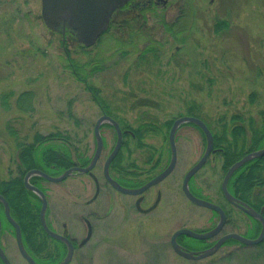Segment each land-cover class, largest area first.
<instances>
[{"label":"rangeland","instance_id":"374dc122","mask_svg":"<svg viewBox=\"0 0 264 264\" xmlns=\"http://www.w3.org/2000/svg\"><path fill=\"white\" fill-rule=\"evenodd\" d=\"M191 5L185 3L173 22L170 17L125 18L100 35L95 45L84 48L73 38L63 43L60 33L44 25L40 0H0V180L16 176L17 144H31L36 134L59 133L62 139L54 143L60 142L62 152L67 147L73 159L93 155L92 130L101 111L81 79L99 89L114 119L132 128L143 123L151 128L142 138L144 147L137 146L134 138L125 139L120 153L124 158L132 155L139 161V155H162L166 163L170 130L166 124L185 116L192 104L199 106V115L216 131L237 123L233 116L241 117L249 137L248 120L258 123L264 109V0H213L212 4L193 0ZM72 63L78 74L73 73ZM24 91L32 94L19 105ZM252 94L256 96L250 102ZM100 133L105 145L99 171L116 141L113 127L102 126ZM202 134L191 124L176 131L174 174L160 184V205L148 217L135 210L133 197L104 185L93 201V183L86 175L63 182L44 180L47 217L58 231L64 222L79 242L87 234L82 217L92 227L90 240L69 264H264V247L239 242L223 244L201 260L183 259L172 251L174 231L187 228L203 233L218 221L217 215L192 204L180 189L185 173L204 152ZM214 155L192 177L190 189L229 213L216 237L231 232L243 235L252 222L222 198L223 159ZM2 225L0 245L8 261L27 264L17 250L13 230L4 219Z\"/></svg>","mask_w":264,"mask_h":264},{"label":"trees","instance_id":"16d2710c","mask_svg":"<svg viewBox=\"0 0 264 264\" xmlns=\"http://www.w3.org/2000/svg\"><path fill=\"white\" fill-rule=\"evenodd\" d=\"M219 26L217 25V28ZM81 47V46H80ZM74 74H78V69L75 67L74 63L71 64ZM77 79H81V76H77ZM85 84V90H87L91 94L92 100L96 105H99L103 108L104 101L99 94V89L93 86L90 83H87L85 79H81ZM32 93L29 91H24L18 98L17 103L22 105L21 102L26 101ZM255 94H252L250 99L254 101ZM7 95L2 96V104H7ZM21 107V106H20ZM200 110L199 106L196 104H192L188 107L185 116L196 117L203 121V123L207 126L210 135L213 137L214 148L221 149V151H217V154L222 156L223 159V169L226 171L233 163L241 159L244 155L249 152L259 150L264 147V109L259 111L258 115V123L254 124V120L250 118L248 120L247 127L249 128L250 135L247 136L246 127L242 125V118L239 116H233L231 120L234 125L231 128L226 127V125H222L219 131L213 128V126L208 124L203 116L199 115ZM117 121V120H116ZM174 120H170L167 122L166 127L169 129ZM239 121V122H238ZM122 129H129L134 136V139L137 142V146L144 147L142 143V138L146 133H148L151 128H148L146 124H140L135 128L124 125L120 120L117 121ZM199 129V128H198ZM153 130V129H152ZM155 130V129H154ZM200 131V130H199ZM201 132V131H200ZM203 135V134H202ZM168 136V135H167ZM204 137V136H203ZM126 138H132L130 134H125L122 142L121 150L124 146H126ZM168 138V137H167ZM62 139L59 133L49 134L47 136H41L36 134L32 143L30 144H17L19 148V158H20V168L22 171L19 176H14L9 178L8 180H0V195L5 198L10 207L11 216L15 219V221L19 225V229L21 230L22 242L26 251L33 257L38 263V260H41L42 264H57L62 260L64 256V251H60L59 249H54V245L52 248H48L49 245L47 243L50 236H48L43 228H41V224L39 222V209H40V200L34 193L27 190L22 183L23 175L26 171L30 169H37L43 171L51 176H57L63 170L68 167L69 163L72 162V157L70 155V150L65 147L63 148V152L61 150L62 145L59 143H54L55 140ZM205 140V139H204ZM62 143V142H61ZM170 155V149H169ZM89 157L83 156L78 160L83 163H87L89 161ZM124 158L121 155L116 156V158L112 161V166L115 164L120 167V163H123ZM133 167V166H131ZM35 179H42L41 177H34ZM23 186V187H22ZM228 191L245 202H247L250 207H253L257 211L262 210V217H264V155L258 158H254L247 163L243 164L240 169H237L227 184ZM259 188V193L254 195V199L250 197L252 189ZM18 189H20L19 193ZM20 194V196H19ZM2 204L0 203V219H1V233L3 229L2 221L4 219L5 223L10 227L13 232V226L5 219V215L2 209ZM19 208L20 215H17V209ZM215 215L216 213L213 212ZM226 217L228 219L229 213L225 211ZM245 215V213H244ZM252 222V225L249 227L247 232L243 234L245 238H256L260 232L261 224L256 219L246 215ZM200 232V231H199ZM184 240V241H183ZM185 242L188 247L191 248H207L213 245V240H197L185 236H180L178 242ZM238 243L233 239L227 240L224 244H235ZM34 244H36V249L34 250ZM256 246V245H255ZM254 246V247H255ZM257 247H264V239L262 242L257 244ZM0 264L3 262L0 259ZM39 264V263H38Z\"/></svg>","mask_w":264,"mask_h":264},{"label":"water","instance_id":"95a60500","mask_svg":"<svg viewBox=\"0 0 264 264\" xmlns=\"http://www.w3.org/2000/svg\"><path fill=\"white\" fill-rule=\"evenodd\" d=\"M41 1V17L44 24L47 26V28L57 30V26L60 22L63 24H67L72 32L76 35L78 44H81L83 47H89L95 44L97 41L99 35L107 28L108 19L110 17V13L113 11V9L120 4L121 0H40ZM104 122H108L116 132V141L114 144L113 149L111 150L110 155L107 157L104 163L103 167V175L106 179V182H108L110 185H112L118 192H122L125 194H131V195H138L143 190L149 188L151 185H154L158 182H160L162 179H164L172 170V168L175 166L176 162V145H175V133L177 129L180 127V125L183 124H193L194 126H197L203 133V136L205 137V149L200 156V160L193 166L190 167V169L185 173L184 177L182 178V184H181V190L185 197L194 205L203 207L209 210H212L217 213L218 215V221L217 224L214 226V229H210L207 232L199 233L192 231L187 228H182L177 231H174L170 238V246L172 248V251L176 253L177 255L186 258L188 260H201L205 259L209 256H212L215 254L218 249L223 245V243L229 239H233L240 244L244 246H254L259 244L264 239V217H262V209L260 211H256L252 207H250L248 204L240 201L239 199L233 197L228 189H227V183L232 176V174L240 168L243 164L246 162L258 158L264 155V147L262 149L252 151L244 155L241 159L236 161L232 164L226 171V173L223 176L222 182H221V192L222 195L230 204L233 205V207L239 208L244 213H246L248 216L256 219L261 224V229L258 234V236L254 239L245 238L243 235L238 233H226L225 235L220 236L214 244L202 251H188L185 248H183L181 245L178 244L177 237L180 235H184L193 239L197 240H208L216 237L222 227L224 226L226 222V214L217 204L212 203L208 200L200 199L196 196H194L189 188V180L190 177H192L201 166H203L204 162L208 158L209 155L214 154L216 152V149H214V143H213V137L207 126L198 118L191 117V116H182L176 120L173 121L172 125L170 126V130L168 133V143L170 148V162L169 165L164 168V170L157 175L155 178L151 179V181H148V183L144 184L143 186L137 188V189H126L121 187L117 182H115L109 175V165L111 161L116 157L117 153L120 150L121 144H122V131L118 125V123L113 120L112 118L108 116H102L95 122L93 134H94V141H95V150L93 151L94 154L89 162V164L86 167H74L70 168L64 171V173H61L58 176H50L46 173L40 171V170H30L24 175V185L27 189L35 193L38 198L41 201L40 211H39V220L41 223V228L44 229L47 235H49L51 238L60 240L65 243L67 246V252L66 255L63 257V259L58 264H68L71 261V257L73 256V247L71 241H69L66 237L63 235H59L52 230H50L47 227L46 221H45V214L47 210V200L44 196L45 194L39 190L38 188L32 186L29 183V178L31 175H37L42 177L43 179L50 181V182H61L65 178L71 175L74 171H78L81 173L89 172L95 165L96 161L99 159L102 147H103V141L102 136L100 134V126ZM0 202L2 203L5 219L8 220V222L13 226L14 228V234H15V240L17 245V250L19 251V254L21 257L27 261V264H36V262L33 260V258L27 253V251L24 248L23 242H22V236H21V230L19 229L18 223L12 219L13 217L10 214V207L5 198H3L2 195H0ZM0 229H1V221H0ZM1 233V230H0ZM0 259L3 262V264H11L7 256L5 255L4 251H2L1 245H0Z\"/></svg>","mask_w":264,"mask_h":264},{"label":"flooded vegetation","instance_id":"af4514ba","mask_svg":"<svg viewBox=\"0 0 264 264\" xmlns=\"http://www.w3.org/2000/svg\"><path fill=\"white\" fill-rule=\"evenodd\" d=\"M192 2H193V0H121V2H119L120 4H118L113 9V11L110 13V17L108 19V24H106L107 28L105 29V31H107L110 27H112L115 24H120L122 21L125 20V18L128 21H138V20L139 21H141V20L145 21V20L151 18L152 16L160 17L161 19H163L165 17H170V21L169 22H173L174 19H171V18L173 16L176 17V16L179 15V10L182 9V7L185 5V3H188V4L191 5ZM209 3L212 4L213 0H209ZM191 7H192V5H191ZM171 14H172V16H171ZM67 26H68L67 24H63L62 22H60L59 25L57 26V30L51 29L53 32L60 33V36H61L60 38H61L63 43H65V41H67L68 38H73L74 40L77 39L76 35ZM99 38H100V35H99ZM99 38H98V40H99ZM97 106L99 107V109L101 111V115L98 117V119L100 117H102V116H108V117H110V118H112L113 120L116 121V119H114L113 116L110 114L109 109H108V107L106 105H103V108L101 106H99V105H97ZM96 121H97V119H96ZM105 125L110 126V124L108 122H104L103 121V123L101 124V127L102 126L104 127ZM118 125H119V123H118ZM121 130H122L123 139H124V135L125 134H130L132 136V138H134L133 133L129 129H122L121 128ZM102 139H103L102 141H103V147H104L105 140H104L103 137H102ZM110 153H111V151L109 150V153L107 155H105L104 161H102L103 164H102V167H101L100 171H99V167H98V163H99L98 161L101 158L102 150H101L99 159L96 161L94 167L89 172L81 173V172H78V171H74L73 173H71L70 176H68L67 178H65L61 182L65 181L66 179H68L70 177L78 175V174H81V175L83 174V175L88 176L91 179L92 183H93V188H94V192L92 193L93 194V196H92V200L93 201H95L97 199V197L100 195V192H101V190H103L104 186H106L107 188L111 189L114 192H118V190H116L112 185H110L108 182H106V179L104 178V175H103L104 163H105V160L107 159V157L110 155ZM118 155H121L120 152H118L116 156H118ZM80 156L81 155H79V157ZM92 156L93 155H88L87 156V157L90 158L89 161H87V163H85V162L83 163L82 161H79L78 160L79 158L72 159V162L69 163L71 165L66 167L63 170V172H61V173H64L65 170L70 169V168H74V167H86L89 164ZM121 156L123 157V155H121ZM131 156L132 155H126L125 158L127 160H126V162L120 163L119 164L120 167L116 166L115 164L112 166V161L116 158L115 157L111 161V163L109 165V171H108L110 177L115 182H117L121 187L126 188L127 190L128 189H137V188L143 186L144 184L148 183V181H151V179L155 178L157 175L159 176V174L164 170V168H166L169 165V162H170V158H169L170 155H169L168 160H167L166 163L162 159L163 158L162 155H158V156L157 155H139L140 156V158L138 159L139 161H137L135 158L132 160ZM215 157H216L215 155H209L208 158L206 159V161L204 162L203 166L206 165V163H207L209 158H212V160H213ZM200 158L196 161V163L200 160ZM176 163H177V159H176V162H175V166L172 168L171 172L164 179H162L160 182H158V183H156L154 185H151L149 188L143 190V192H141L140 194L138 193V195H131V194H125V193H122V192H119V193L123 194V195H126V196L133 197L134 198L133 202H134L135 210L137 212H140L141 215L148 217L149 214H152V213L157 211V209H158V207L160 205V202H161L160 200L162 199V190H160L159 186L164 180H166L168 177H170V176H172V174H174V170H175L174 168L176 167ZM19 165H20V158H19V155H17V164L15 165L16 166V176H19L20 172L22 171V169L20 168ZM194 165H192L191 167H193ZM222 165H223V160H222ZM131 166H133V167H131ZM203 166H201L200 169L196 173H198L203 168ZM222 168H223V166H222ZM240 168H238V169H240ZM30 170H33V169H30ZM30 170H28V171H30ZM28 171H26V173ZM98 171L100 172L99 175H100L101 180L103 181V182H101L102 185L100 183V178L98 177V174H97V173H99ZM226 171H225V173H226ZM26 173L24 175H26ZM195 174L192 177H194ZM24 175H23V178H22V183H23V186L25 187V185H24ZM34 177H36V176H31L29 178V183L32 186H34V187L38 188L39 190H41L45 194V191L43 190V188L41 186L42 182L44 181V179H35ZM192 177H190V180H189V183H188V185H190V186H189L188 189L195 196V194L190 189L191 181L193 179ZM27 190H29V189H27ZM19 191H20V189H18L17 193H19ZM255 194H256L255 189H252L250 197L252 199H254V195ZM19 196H20V194H19ZM44 196L46 197V200H47L46 194ZM232 196L234 197V195H232ZM196 197H198V196H196ZM223 197L224 196L222 195V198ZM198 198H200V197H198ZM235 198H237V197H235ZM237 199H239V198H237ZM239 200L244 202V203H246V204H248L247 202H245V201H243L241 199H239ZM225 201H227V200L225 199ZM87 203H89V201ZM47 204H48V201H47ZM40 206H41V202H40ZM218 206L221 209H223L220 205H218ZM234 208H236V207H234ZM237 209L240 210L239 208H237ZM39 211H40V209H39ZM223 211H224V209H223ZM240 211H242V210H240ZM212 212H214V211H212ZM94 214H95V212H94ZM17 215H20L19 208L17 209ZM88 215H93V213L90 212V214H88ZM47 216H48V206H47V210H46V214H45V221H46L47 227L50 230H52L53 232H55V233H57L59 235H63L69 241H71L72 247H73V256L72 257H74L76 252H78L82 248V246H84L90 240L91 235H92L93 232H92V227L90 225V221H89L88 218L82 217V221L85 223V225L87 227V234H86V237L84 239H82V240H80L78 242L77 241L78 238L76 236H73L72 234L68 233V231L66 230V224L64 222L60 223V225H59V223L56 222V225L58 224L59 227L61 228V230L58 231L56 229V226L53 224V222L48 220ZM217 217H218V215H217ZM39 222H40V220H39ZM225 225H226V222H225L224 226L222 227V229L225 228ZM222 229H221V231H222ZM179 237L177 238L176 242H178ZM218 238L219 237H214L213 241H216V239H218ZM47 243L49 245L48 248H52L53 249L56 246L54 249L57 248L60 251L63 250L64 253H65L64 256L66 255L67 246L65 245L64 242L50 237V239H48ZM178 244L181 245L186 250L193 251V252L202 251V250H205V249L209 248V247H207V248H194L193 249L191 247H188L185 244V242H183V243L178 242ZM53 245H54V247H52ZM35 246H36V244H34V247H33L34 250L36 249ZM63 257H62V259H63ZM72 259H71V261H72ZM39 262L42 264L41 260H38V263ZM38 263L36 262V264H38Z\"/></svg>","mask_w":264,"mask_h":264}]
</instances>
